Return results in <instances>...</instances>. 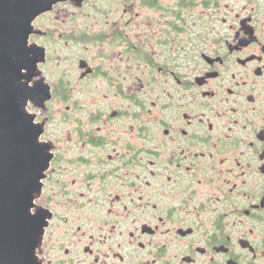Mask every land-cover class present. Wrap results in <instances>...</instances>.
Instances as JSON below:
<instances>
[{"label":"flooded vegetation","instance_id":"af4514ba","mask_svg":"<svg viewBox=\"0 0 264 264\" xmlns=\"http://www.w3.org/2000/svg\"><path fill=\"white\" fill-rule=\"evenodd\" d=\"M32 25L38 264H264V0H65Z\"/></svg>","mask_w":264,"mask_h":264},{"label":"water","instance_id":"95a60500","mask_svg":"<svg viewBox=\"0 0 264 264\" xmlns=\"http://www.w3.org/2000/svg\"><path fill=\"white\" fill-rule=\"evenodd\" d=\"M61 1L0 0V264H38L45 221L30 210L52 154L27 104L51 95L41 80L29 86L44 51L28 39L34 19Z\"/></svg>","mask_w":264,"mask_h":264}]
</instances>
